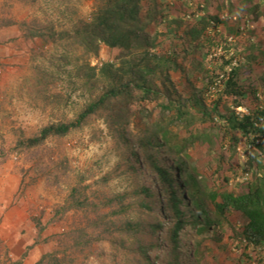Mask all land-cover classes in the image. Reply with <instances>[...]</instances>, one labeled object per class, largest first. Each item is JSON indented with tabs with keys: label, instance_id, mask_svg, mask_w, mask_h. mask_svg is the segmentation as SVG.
I'll list each match as a JSON object with an SVG mask.
<instances>
[{
	"label": "trees",
	"instance_id": "16d2710c",
	"mask_svg": "<svg viewBox=\"0 0 264 264\" xmlns=\"http://www.w3.org/2000/svg\"><path fill=\"white\" fill-rule=\"evenodd\" d=\"M209 1L212 5L208 8ZM193 7L203 15L189 33L182 34L171 15ZM224 7L233 14H248L257 22L264 18V0H175L171 5H161L158 0H108L90 20H80L70 29L37 19L18 22L8 16L0 18V29L18 27L24 40H40L57 52L47 58L53 72L63 71L68 77L74 74L88 82L99 77L107 81L102 93L73 121L50 124L30 138L20 137L17 150L40 149L52 138L62 139L81 130L93 117L103 118L119 137L125 136L129 147V127L136 121L144 127V136L131 149L127 162L130 172H136L135 164L141 170L146 162L157 186H140L132 193L92 200L86 194L85 178L77 173L67 203L70 209L87 212L91 218L86 227L69 234V249L83 250L107 242L122 264H206L211 249L203 248V241L212 235L214 242L221 243L223 221L233 214L245 219L240 231L232 228L246 248L264 246V105L257 85L264 88V74L256 83L249 77L254 66L264 67V36L260 44L252 46L258 56L251 54L243 60L235 54L214 56L211 60L215 63L207 64L223 40L211 38L206 28L223 23L220 15ZM102 46L118 55L114 61L93 65L91 58L99 56ZM34 71L39 84L50 83L51 74L41 67ZM179 87L185 90L184 95ZM214 92L209 109L207 102ZM251 98L255 107L248 113L238 112ZM196 122L208 124L207 129L216 131V139L207 130L192 131ZM243 140L242 189L238 193L209 191L206 180L199 181L200 170L190 161V149L199 144L212 151L219 145L215 174L230 170L238 178L234 161ZM161 151L178 163L170 166ZM225 154L229 155L227 162ZM61 166L68 175L67 160ZM230 181L224 177L222 189ZM191 235L196 239L188 242ZM46 263L74 264V260L61 259L56 251L38 262Z\"/></svg>",
	"mask_w": 264,
	"mask_h": 264
},
{
	"label": "rangeland",
	"instance_id": "374dc122",
	"mask_svg": "<svg viewBox=\"0 0 264 264\" xmlns=\"http://www.w3.org/2000/svg\"><path fill=\"white\" fill-rule=\"evenodd\" d=\"M107 1L0 0V18L8 16L18 22L37 19L45 24L52 23L57 27L70 29L80 20H90ZM174 1L158 0V3L171 5ZM206 5L209 8L212 2L209 1ZM202 15L196 7L189 11L184 8L171 15V21L180 25V32L184 34L193 29L197 18ZM220 18L222 24L207 25L206 28L211 38L223 40V44L215 48L213 55L207 58V64L208 61L215 63L211 60L214 56L235 54L238 60L251 54L258 56L259 52L254 53L252 46L263 40L264 18L257 22L248 14H233L225 7ZM176 25L174 26L178 27ZM52 53L57 52L40 40H24L18 27L0 29V177L7 189L19 187L11 208L3 211L0 218V264L20 260L26 261V264H38L44 255L56 251L61 259L66 257L74 260V264H122L107 242L96 243L83 250L69 249V234L86 227L91 215L70 209L67 199L70 188L77 183V173L85 178L86 194L92 200L104 195L132 193L140 186H157L152 183L155 177L146 162H143L141 170L135 164L136 172H130V164L127 162L131 149L144 136L141 122L136 121L127 131L131 148L125 136L119 137L99 117H93L81 130L73 131L65 138L48 140L40 149L21 152L15 148L17 140L22 136L30 138L50 124L73 121L107 86V81L101 77L88 82L74 77V74L68 77L63 71L53 72L47 63V58ZM117 55V51L102 46L99 56L92 57L91 63L96 65L99 62L114 61ZM34 67H41L51 74L50 83L39 84ZM262 74L264 67L254 66L249 75L250 80L258 82L257 79ZM197 76L203 80L201 74ZM201 85L202 83H198L199 87ZM257 85L261 92L260 104L263 106L264 88L259 83ZM178 89L185 94L181 87ZM214 94L215 92L210 95L207 102L209 109ZM252 101V98L249 99L247 107L238 109V112L248 113L250 108L255 107ZM149 107L153 108L152 105ZM207 128L208 124L196 122L191 130H207L208 135L216 139V131ZM174 130L180 129L174 127ZM183 134L185 135V131ZM243 151L244 140L234 161L238 178L230 170L215 174L216 159L220 157L219 145L211 151L198 144L189 153L191 163H196L199 167V181L206 180L205 187L209 191L238 193L245 178L242 170L245 165ZM161 153L163 160H170V166L174 162L178 163L177 159L167 157L164 151ZM66 160L68 175L61 166ZM224 160H229L228 154H225ZM13 176L18 178L17 181ZM224 177L231 178L226 189H222L220 183ZM107 178L108 181H105ZM207 202L208 209L212 210L210 201ZM14 207L18 209L13 215H9ZM182 209L186 210L185 207ZM7 214L11 216L9 220L6 219ZM244 223L245 219L241 214H233L223 221L224 227L219 231V237L223 239L221 243L214 242L212 235L203 241V248L211 249L206 264H264V246H251L247 249L244 240L234 233L232 227L238 232ZM194 239L196 237L191 235L187 241ZM31 253L32 256H29Z\"/></svg>",
	"mask_w": 264,
	"mask_h": 264
},
{
	"label": "crops",
	"instance_id": "0c3cea01",
	"mask_svg": "<svg viewBox=\"0 0 264 264\" xmlns=\"http://www.w3.org/2000/svg\"><path fill=\"white\" fill-rule=\"evenodd\" d=\"M13 178L15 180L18 179L15 176H13ZM2 182H3L2 177H0V218L2 216L3 211L11 208V205L13 204V201L15 200V197H16L18 190H19V187H15V186H13V188H11V189L8 188L9 189L8 190L4 186L5 184L3 185ZM19 204H21V202ZM16 209H18V208H16V207L12 208L11 211L9 212V215L10 214L13 215V213L16 211ZM9 218H11V216H8V214H7L6 219L9 220ZM10 224H13V223H10ZM17 225H19V222H17ZM32 253L29 256H32ZM13 261H15V260H13ZM24 263L26 264V261Z\"/></svg>",
	"mask_w": 264,
	"mask_h": 264
}]
</instances>
